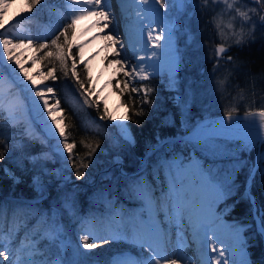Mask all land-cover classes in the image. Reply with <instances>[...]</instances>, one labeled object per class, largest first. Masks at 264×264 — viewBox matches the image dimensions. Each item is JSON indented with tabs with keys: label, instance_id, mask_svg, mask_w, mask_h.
Here are the masks:
<instances>
[{
	"label": "rangeland",
	"instance_id": "rangeland-1",
	"mask_svg": "<svg viewBox=\"0 0 264 264\" xmlns=\"http://www.w3.org/2000/svg\"><path fill=\"white\" fill-rule=\"evenodd\" d=\"M17 1L19 0H6L10 7L3 10V25L0 26V50L3 49L4 39H10L13 44L22 46L12 50L13 59L11 61L8 60V53H5V58L0 61V87L3 83L9 81L6 77L9 70L4 73L1 67L11 63L17 64L16 60L19 59V65H25L30 61L29 65L25 67L27 72H33L37 66L40 68V72L35 77V80H38L34 86L35 89L37 86L42 90L47 87L53 88L50 84L52 79L48 77L49 70L46 69L41 59L43 57L40 54L41 44L39 45L36 39L39 35L52 34L56 31L63 32L71 22L72 17L79 15L83 7L71 6L69 0H59L58 3L49 2L33 13L31 9L29 10L30 5L27 0H20L24 11L22 13H12L11 10L15 9V2ZM164 3L166 7L161 8L159 4L158 6L173 29L172 36L169 39L172 55L178 62V72L173 78L168 73L161 71L147 73H151L148 79L150 77L158 78L169 91L174 93V103L180 105L184 115L187 114L194 103L202 109L203 116L192 121L186 120L182 126L183 134L178 135V137H186L193 133L191 138L186 139V142L190 144L189 149H186V154H174L166 159H160L159 157H165L166 152H163L162 155L159 154L157 166L150 169L152 166L147 167V164H144L140 168L139 174L145 169L144 174L139 178L141 179V187L144 186L145 188L141 206L122 213L118 209H109L106 212L97 210L96 215L92 218L85 215L79 218L74 232L68 233L61 222L59 210L55 208L42 210L37 207L38 203L47 198L54 187H61L68 183L71 187H79L82 193H88L90 187L100 184L106 177H110L109 175L112 172L111 169L105 173L100 171L114 164L117 158L122 161V158L116 156L99 169L92 170L86 178L71 179L68 175L71 168L70 159H65L68 153L66 150H62L63 138L57 139L59 129L56 128L55 121L48 123L46 126L40 124L33 104L27 101L32 92H26L23 86H14L13 82H10L8 87L0 90V119H2L0 125H5L3 127L13 133L14 129L16 131L14 135L18 137L29 136L31 139H37L45 150L43 155L49 157L53 163L58 162L60 166L56 171V179L47 178L42 174L35 176L44 184L37 183L34 186L37 196L26 203L19 202L25 201L24 198L18 199L14 196H8L7 198L0 194V204L4 206V211L0 214V260L3 261V264H102L98 256L106 252L103 251L105 250L103 243L119 237L130 238L136 249L135 251L125 250L112 254L113 258L109 264H147L148 260L156 254L162 259V264L166 259L165 254L170 259L177 258V256L171 257L170 253L175 252L179 256L183 253L184 246L181 236L175 235L168 240L165 238V242L160 243V238L155 233L153 226L161 224V217L163 221L170 222L169 227L173 230L176 229L175 226L179 225L178 221L172 219L176 216V211L167 198L177 191L181 199L186 193V189H189L190 186L188 185H190L191 178L180 171L187 168L192 162L200 168L203 176L209 178L215 190L217 182L225 178L229 179L232 186L231 194L221 197L219 211L230 223H233V228H239L236 222L229 219L231 208L226 205V200L234 194V175L228 173V171L223 173L218 171L215 174H210L211 172L205 169L202 159L219 161L243 155L249 153L252 149H256L255 163L258 164L261 155L259 141L246 133H241L227 126H220L212 131L217 124L209 120L214 117L228 116V114H216L214 112L215 107L235 111L239 108H251L257 103L256 100H248L242 93H235L234 91L239 87L229 85L230 78L234 73L232 69L229 74L228 68L231 65L216 60L212 62L213 65H210L211 58L216 56V49H207L202 36L217 37L220 42L216 43L215 47L217 44L232 47L254 39L256 30L258 28L264 29L259 24V16L264 15V0H259V2L257 0H228V4L232 5L231 8L223 0H215V2L208 0L207 4L204 3V0H184L182 9L178 7L177 0H164ZM202 9L203 12L206 11L203 16L207 15L208 19L203 23L200 22L201 28L198 27L196 33L192 32L190 26L182 27L188 33L184 42L185 46H179V29L184 25L183 21L188 23L194 16L198 17V12ZM237 9L248 12L252 19L244 20L237 14ZM40 18L43 20H40ZM114 18L117 21L119 15L114 16ZM15 19L18 20L14 23ZM253 22L257 25L254 32L251 29ZM81 30L82 25L79 20L75 26L73 37L70 39L71 53L67 58L70 59L71 64L75 60L76 70L80 68L87 75L88 81L86 82L85 79L81 78L76 71L74 75L76 79L74 78V80L65 83V88L70 93L71 100L85 113L87 121L91 125L106 129L112 124L116 126V132L124 138L125 136L122 134L117 122L114 119L107 118V116L113 118L114 116L103 89H99L94 83V71L97 63L94 59L85 57L87 45L77 40V35ZM241 33H243V39L240 43H237L236 41L240 39ZM61 38L64 39L63 36ZM67 46L68 44L65 43L61 48L67 51ZM57 51L59 52L60 49L57 48ZM208 58L210 66L208 68L207 65L208 69H206L203 65L206 61L208 63ZM110 60L114 61V59ZM109 65L110 63L108 67ZM181 66H184L185 70L187 69L186 71H191L189 76L186 75L184 86L179 77ZM192 69L197 71L198 78L192 73ZM112 76V86L114 91L121 97L122 105L126 108V116L128 117L129 109L123 103L122 93L128 87L138 88V85L145 79H141L140 74L134 73L126 76L118 70L113 71ZM80 81L84 83L83 89L80 88ZM125 82H127V87H125ZM57 94L55 91L46 92L49 105L54 109L58 98ZM35 101L38 104L41 103L42 106L39 98ZM262 102L260 105H264V98ZM97 105H99V109ZM28 108L30 109V115L22 112ZM104 108L108 109V114L105 119L101 120V115H105ZM259 112L253 111L238 115L246 116L250 113L258 115ZM53 115L57 120H61V127H64L60 104L59 110H55ZM46 116L47 119L52 118L48 116V113ZM231 116L235 117L237 114H231ZM124 130L131 133L133 140L128 119H126ZM153 154H156V152ZM3 169L8 175L11 173L15 176L14 172L7 166H3ZM134 174L132 173V175ZM75 181L78 183H75ZM185 183L186 185H184ZM174 184L175 190H173ZM140 185H137V187ZM158 185L161 186V190ZM183 186L184 188H182ZM72 197L70 198L72 199ZM151 209L157 215L158 221H154V218L146 214ZM85 235L88 236L89 244H92L90 239L94 238L97 247L84 248ZM143 240H147L152 247L145 246L142 248L141 243H143ZM95 249L100 251L99 254H96ZM4 256H7L8 259L5 260ZM177 264H181L179 259H177Z\"/></svg>",
	"mask_w": 264,
	"mask_h": 264
},
{
	"label": "trees",
	"instance_id": "trees-1",
	"mask_svg": "<svg viewBox=\"0 0 264 264\" xmlns=\"http://www.w3.org/2000/svg\"><path fill=\"white\" fill-rule=\"evenodd\" d=\"M27 2L32 12L35 13L43 5L49 2L58 3L59 0H40L34 6H32L31 0H27ZM205 12L202 9L198 12V17L194 16L188 23L183 21L184 25L179 29V46H185L184 42L188 33L182 27L190 26L192 32L196 33V29L201 28L200 22L203 23L208 19L207 15L203 16ZM40 20L43 19L40 18ZM60 33L56 31L52 34L39 35L36 41L39 45L46 44L48 46L40 51L41 57L43 56L41 59L47 70L55 68L53 74L56 79L51 78L50 84L58 93L57 100L63 114L65 135L68 142L75 145L68 175L75 180L86 178L92 170L99 169L116 156L122 158L123 169L129 174L128 176L124 175L119 167H115L111 169L110 177H106L100 184L90 187L86 194L82 193L79 187L65 184L61 187H54L50 195L38 203L37 207L42 210L58 209L65 231L71 233L74 232L79 218L84 215L92 218L96 215L97 210L106 212L109 209H118L122 213L141 206L145 188L141 187L139 178L144 174L145 169L141 170L140 174L139 170L144 165L146 155L161 141L183 134L182 126L186 120L192 121L200 118L203 113L202 109L194 103L184 115L180 105L174 103V93L169 91L158 78L150 77L142 83H138L139 92H132L133 87H128L122 93L123 103L129 109L128 125L133 134L134 143L123 139L116 132V126L112 124L106 129L91 125L87 121L85 113L71 100L70 93L65 88V83L74 80L75 77L72 73L70 59L67 58V68H65L56 58L57 46L53 45L52 41L56 40ZM72 37L73 31L70 30L69 39ZM202 40L206 43V48L211 50L215 48L216 43L220 42L217 37L212 38L208 35L202 36ZM62 43L65 44L64 39L60 36L57 44L62 47ZM68 47L69 45L67 49ZM231 48L233 61L232 64H229L231 67L228 68L230 71L228 72L230 74L232 69L235 70L229 85L239 87L234 91L235 93H242L248 100H256L257 104L251 108H239L235 111L215 107L214 112L216 114H245L264 111V105H260L264 98V29L258 28L254 39ZM48 51H52L54 55L45 59ZM215 60L223 62L215 56L211 58L210 65H213L212 62ZM207 65L209 68V58L208 63L206 61L203 67L208 69ZM186 70L184 66H181L179 77L183 81V86L184 80L187 78L186 75L189 76L191 73ZM192 70V73L198 78L197 71ZM76 71L81 78L88 81L87 75L80 68ZM146 88L149 90L146 99L150 102L145 101ZM138 112L141 114L137 115ZM3 126L5 125H0V151L4 152V158L0 160V194L7 198L8 196L24 198L25 201L19 202L26 203V200L37 196L33 177L42 174L47 178L56 179V171L60 165L58 162L53 163L49 157L43 155L45 150L37 139H31L29 136L18 137L14 135L16 133L14 129L13 133ZM164 146L160 145L155 151L156 154H152L148 158L145 163L147 167L152 166L150 168L152 169L157 166L159 154L162 155L163 152H166L165 157H159L160 159H166L174 154H186V149H189L190 144L186 141H173L164 144ZM260 153L258 164L255 163L256 149L219 161L202 159L205 169L209 170L210 174L228 171L235 177L234 194L226 200V205L231 208L229 219L244 228L248 245L246 249L252 264H264V235L261 234L255 220L256 210L262 225H264V143ZM3 166H7L14 172L18 183L9 177ZM77 170L83 175L78 177ZM132 173L135 174L132 175ZM137 185L140 186L137 187ZM158 188L161 190L160 185ZM71 196H73L72 199ZM90 242L96 244L94 238H91ZM103 248L105 249L103 251L106 252L102 255L95 249L102 264L111 263L114 253L125 250L135 251L136 249L130 238L123 237L103 243Z\"/></svg>",
	"mask_w": 264,
	"mask_h": 264
},
{
	"label": "bare ground",
	"instance_id": "bare-ground-1",
	"mask_svg": "<svg viewBox=\"0 0 264 264\" xmlns=\"http://www.w3.org/2000/svg\"><path fill=\"white\" fill-rule=\"evenodd\" d=\"M15 3V9H12L11 12L22 13L24 11L22 2L19 0ZM69 4L83 7L82 11L88 10V0H69ZM158 4L153 0H149L147 4L141 3V0H100L98 7L101 11L108 12L109 20L106 21L98 15H85L80 19L82 30L78 33L77 40L87 45L85 57L94 59L97 63L94 71V83L99 89H103L107 96L114 120L120 126L122 134L131 139V133L124 130L126 120L122 118L126 116L127 111L122 105L121 97L114 91L112 86V72L118 70L122 74L131 73L132 67H136L137 72L135 74H139V69L143 67L146 72L161 71L168 73L171 78L176 76L178 72V62L172 55L169 39L172 36L173 29ZM122 11H125L127 16L121 15ZM118 15L117 22L114 16ZM17 20L15 19L13 22L15 23ZM149 32L152 35L162 34V39L159 42L161 47L154 48L152 46L153 42L148 39ZM109 35H112L120 44L114 45L113 40L108 38ZM121 44L123 45L122 50L120 48ZM115 51H120V59L124 62L123 69L120 65L114 63L117 58L114 56ZM3 58H5V53H3ZM110 59H114V61ZM29 63L30 61L23 67L25 68ZM1 68L4 73L9 70V73H6L9 81L3 83L0 90L8 87L10 82H13L14 86H23L26 92H32L27 101L33 104L39 123L46 126L52 122V118L47 119V110H43L41 103L38 104L35 101L39 97L33 94L35 91L34 86L38 82L35 77L40 72V68L37 66L33 72H28V76L35 80L34 85L32 81L25 78L23 72L20 71L19 64L11 63ZM132 74L134 73L130 75ZM22 112L26 115L31 114L29 108ZM220 126H231L241 133L254 137L259 142L264 137V127H260L258 115L232 117L231 121L227 117L218 118V123L212 131ZM180 172L191 178L190 185H188L190 186L189 189H186V193L180 199L182 208L177 205V191L167 198L176 211V216L172 219L178 221L179 225L175 226L176 229L173 230L169 227L170 222L163 221L161 217V224L153 226L155 233L160 238L159 242L163 243L165 238L168 240L175 235H180L184 246L183 253L179 256L177 253L171 252V257L177 256L181 264H208L209 256H211L213 264H215L216 253L210 251L211 244L209 243L208 249H205L204 231L201 229L198 232L193 227L194 223L196 225L202 224L206 226L209 232H214L220 241H223V243H218V248L227 247L230 249L232 258L228 261V264H233L234 261L235 264H240L245 258L250 261L246 249H242L239 244V239H245L244 229L242 227L238 228L241 234L238 237L237 229L233 228V223H230L219 211L221 197L218 196L209 178L207 179L201 174L200 168L194 162ZM43 184L42 182L41 185ZM146 214L154 218V221H158L153 209L146 212ZM207 239L211 241L214 237L209 235ZM225 255L227 256L228 253H225ZM165 257L170 260V257L166 254Z\"/></svg>",
	"mask_w": 264,
	"mask_h": 264
},
{
	"label": "snow or ice",
	"instance_id": "snow-or-ice-1",
	"mask_svg": "<svg viewBox=\"0 0 264 264\" xmlns=\"http://www.w3.org/2000/svg\"><path fill=\"white\" fill-rule=\"evenodd\" d=\"M40 2V0H31V4L32 6L38 4ZM149 2V0H141V3L143 4H147ZM153 2H157L159 3L161 8L166 7L164 0H153ZM213 2H215V0H213ZM223 2L225 4H228V0H223ZM257 2H259V0H257ZM204 3L207 4L208 0H204ZM99 4H100V0H88V10L87 11H81L79 13V15H74L71 19V22L68 24V26L63 30V32L60 33L61 36L64 37L65 39V43L69 45L67 51H65L64 49L61 48V46L59 44H57V40H59V37H57L56 40H53L52 43L53 45H56L57 48L60 49L59 52L56 53V58L60 60L61 65H63L65 68H67V56L71 53V47H70V39H69V35H70V30H72L74 32L75 30V26L78 23V21L80 19H82L85 15H98V16H102L104 18V20H109V14L106 11H101L99 9ZM8 7H10V5L6 2V0H0V26L3 25V19H4V9H7ZM228 7L231 8L232 5L228 4ZM30 10V8H29ZM237 14L242 17L244 20L248 21L251 20L252 17L249 16L248 12L246 11H240L239 9L236 10ZM259 24L262 28H264V15H260L259 16ZM256 23L253 22L251 24V29L254 32L255 28H256ZM105 27H107V25H105ZM109 39L113 40V44H120V42L116 39H114V37L112 35H109L108 37ZM148 39L151 40L152 46L154 48H159L161 47L160 45V40L162 39V34H157V35H152L151 32H149L148 34ZM243 39V33L240 34V39H238L236 42L240 43L241 40ZM22 45L20 44H13L12 41L10 39H4L3 40V49L0 50V61H2L3 58V53H8V60L11 61L13 59L11 52L14 48H18L21 47ZM48 46L46 44H41L40 45V49L43 50L44 48H47ZM121 50L123 49V45H120ZM227 49L221 45L218 46L216 49L217 55H220L222 53H224ZM54 53L52 51H48L47 55L45 57V59H47L48 57H53ZM114 56L117 57L114 61V63L120 65L121 69L124 68V62L120 59V51H115L114 52ZM143 59V58H141ZM229 60L232 59L231 56L228 57ZM17 64H20L19 59L16 60ZM72 73L73 75L76 74V64H75V60H73L72 65ZM20 71L23 72L25 78H27L28 80L32 81V84H35V80L31 77L28 76V72L27 70L23 67V65H20ZM55 72V68L49 70L48 72V77L52 78L53 80L56 79V77L54 76ZM137 72V68L136 67H132L131 69V73H136ZM131 73H126V75H130ZM139 74H140V78L141 79H148V76L151 75V73H147L145 71V69L143 67H141L139 69ZM77 79L79 80V78L77 77ZM90 82V81H89ZM80 83V88L83 89L84 88V83L82 81L79 82ZM125 87H127V82H125ZM53 88L51 87H47L46 89H41L38 86L36 87L35 91H34V96L39 97V101L42 102V108L43 109H47L48 112V116L52 117V120L55 121L56 124V128L59 129V136H58V140L60 138H63V149L62 150H66L68 155L65 157L66 160L71 159L72 156V152H73V148L75 147V145L73 143H69L68 142V138L65 135V129L64 127H61V120H57V118L53 115V112L55 110H59V101H56V105H55V109L49 105V100L46 96V92L47 93H51L53 92ZM148 89H145V101L146 102H150L147 101V95H148ZM132 92H139V89L133 87L132 88ZM97 108L99 109V105H97ZM103 112L105 113V115H101L100 119L103 120L106 118V115L108 114V109L104 108ZM137 115H140L141 113H136ZM249 115H257L255 113H250ZM258 116L260 118V127H264V111H260L258 113ZM107 118L109 119H114L111 116H107ZM228 120L231 121L232 120V116L229 113L227 116ZM122 119H128L127 116L123 117ZM125 139L129 142V143H134V141L131 138L125 137ZM261 142L264 143V137L261 138ZM4 158V152L0 151V160H2ZM10 177L14 180V182H19L18 179L12 175L11 173H9ZM83 175L82 173L79 172V170H77V176H81ZM175 179V178H174ZM37 183L42 184V181H39L37 177H33V185L35 186ZM231 184L229 182L228 178H225L219 182H217L216 184V191L218 193L219 197H226L227 195L231 194ZM173 190H175V184L173 185ZM177 205L178 207L182 208L181 202H180V198L177 195ZM4 211V206L3 204H0V214H2ZM193 227L197 229V231L199 232L201 229L204 231V245H205V249H208V245L209 243L211 244V249L210 251L212 253H216V257H215V264H228V261L232 258L231 256V251L229 248L225 247V248H218V243H223V241H220L218 237H216V234L214 232H209L206 228V226L204 225H196L195 223L193 224ZM237 236L239 237L240 231L237 229ZM261 234L264 235V225H262V231ZM211 235L214 237L213 240L209 241L207 239V237ZM142 239V238H141ZM239 244L240 247L246 248L247 245V240L245 239H239ZM148 247L151 248L152 246L150 244H148L147 240H143V243H141V247ZM83 247L84 248H95L97 247V245L95 243L89 244L88 243V236L85 235L84 236V243H83ZM225 253H228V255L226 256ZM4 259H8L7 256H4ZM177 258H172L170 260L165 259L164 260V264H177ZM0 264H3V261L0 260ZM147 264H162V259L158 257V254L153 255L147 262ZM208 264H213V258L211 256H209V260H208ZM233 264H235V261L233 262ZM240 264H251V262L249 260H247L246 258L243 259Z\"/></svg>",
	"mask_w": 264,
	"mask_h": 264
},
{
	"label": "water",
	"instance_id": "water-1",
	"mask_svg": "<svg viewBox=\"0 0 264 264\" xmlns=\"http://www.w3.org/2000/svg\"><path fill=\"white\" fill-rule=\"evenodd\" d=\"M177 2H178V7L180 8V9H182L183 8V6H184V0H177ZM218 46H221V45H218ZM217 46V47H218ZM224 46V45H223ZM217 47H216V49H217ZM227 50L224 52V53H222V54H220V55H218V56H222V55H226L227 53H229L230 52V48L229 47H227V46H224ZM240 115H237V116H235V117H239ZM246 116H248V115H246ZM224 117H227V116H224ZM232 117H234V116H232ZM218 118H223V116L222 117H214V118H211V119H209V120H211V121H213V122H215L216 124L218 123ZM227 127H230V128H232L231 126H227ZM193 136V133H191V134H189L188 136H186V137H178V138H167V139H165V140H163L161 143H159L158 145H156L152 150H150L149 151V153L146 155V157H145V160H144V163L148 160V158L156 151V149L160 146V145H164V144H166V143H168V142H178V141H185L186 139H188V138H191ZM124 139H125V137H124ZM261 145H262V142H260V144H259V148H261ZM115 167H119L120 168V170H121V172L124 174V175H129L127 172H125L124 171V169H123V164H122V161L119 159V158H117V161L114 163V164H111V166L110 167H105V168H103L100 172L101 173H105V172H108V170H110V169H113V168H115ZM80 183L82 182V181H79ZM73 183V182H72ZM75 183H78L77 181H75ZM26 201H29V200H26ZM255 220H256V223H257V226H258V228H259V230L260 231H262V223H261V219H260V217L258 216V214L256 213V211H255Z\"/></svg>",
	"mask_w": 264,
	"mask_h": 264
},
{
	"label": "flooded vegetation",
	"instance_id": "flooded-vegetation-1",
	"mask_svg": "<svg viewBox=\"0 0 264 264\" xmlns=\"http://www.w3.org/2000/svg\"><path fill=\"white\" fill-rule=\"evenodd\" d=\"M230 48H231V47H230ZM216 56H217L218 58H220L221 60H223V62H227L228 65H229V64H232V61H233V52H232V48H231L230 52L227 53L226 55L218 56V55H217V52H216ZM229 56L232 57L231 60L228 59ZM234 70H235V69H234Z\"/></svg>",
	"mask_w": 264,
	"mask_h": 264
}]
</instances>
